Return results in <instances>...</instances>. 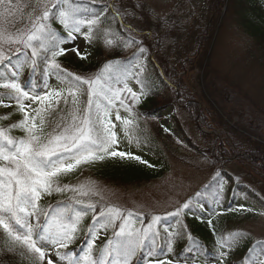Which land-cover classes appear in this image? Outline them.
<instances>
[{
    "label": "trees",
    "instance_id": "trees-1",
    "mask_svg": "<svg viewBox=\"0 0 264 264\" xmlns=\"http://www.w3.org/2000/svg\"><path fill=\"white\" fill-rule=\"evenodd\" d=\"M128 1L132 8L139 6V2ZM189 1L178 0L179 5L176 11L169 18L160 20L155 25L156 30H151V36L143 30L138 33L134 31L131 36L135 43L124 46L129 40V33L123 28L120 19L114 18L113 9L110 7L113 4L112 0L89 2L75 0L79 5L81 16L99 15L101 17L102 23L99 26L110 30L106 40L112 39L115 43L113 46H108L106 40L104 41L103 38L93 33L90 41L86 39L92 47L91 60L87 63L76 62L61 55L57 57L61 68L66 70V73L81 74L84 78L100 77L104 72L114 77L120 75L123 70H130L134 64L141 65L144 71L139 79L143 95L137 108H132V114L137 118L140 126L139 131L133 135V140L144 142L142 151L130 152L127 146L117 151L139 156L145 163L128 157L121 159L106 156L103 161L97 160L92 164H82L74 171L59 178L62 187L66 185L68 189L79 190L66 189L63 192H53L52 195H47L39 202L41 209L39 226L35 217L30 218L35 234L42 231L46 233L47 226L57 218L65 223H72L76 215H80L73 242L67 249H59V251L74 253L75 258L81 259V264H85L82 259L86 256L84 250L91 244V236L94 235L96 229L100 228L108 232L112 238L115 237L117 240L119 238L115 233L119 231L120 226L125 225L130 215L128 209H124L120 216L109 214L108 209L114 206L104 201L98 194L91 190L88 191L91 188L79 185V182L90 178L96 185L116 183L121 187L134 188L159 179L167 170L166 164L162 163L163 157L156 138L143 126L141 127L143 123L151 125L156 136L159 135L169 141L174 138L181 140L186 150L193 156L208 161L213 168L220 170V176L225 174L230 178V186L225 188L224 195L219 196V179H216L208 185L207 192L204 194L207 199L205 205L198 203L194 208L190 207L183 214L182 221L179 219L174 223L173 219L160 220L158 222L160 224L158 226L159 235L149 236L144 247L138 250L132 258L131 264H148L149 260L156 259L172 260L174 264H227L228 261L248 264L250 257L259 252V248L250 244L241 229L250 221L264 220V125L257 121L253 111L240 107H233L234 111L226 108L225 118L218 112L212 117L207 116L208 108L198 116L196 98L192 96L191 91L187 93V90L184 91L181 87L182 80L179 79V75L185 70L184 68L189 67L192 71L195 65L199 64L202 67L203 60L207 58L209 62H206L204 69H213L215 77L225 85L224 88L221 84L215 83V86L210 89L213 93L209 94L223 101L224 106L227 107L228 101L224 97L221 98L222 90L227 91L228 97H232L230 92L234 90L231 89L230 84L221 79L214 67L216 42L211 46V38L215 36L218 39L219 31L229 22L235 31L240 33L237 37L240 39L239 45L242 44L243 65H247L252 60L259 65V68L264 67V0H227V8L224 12L221 11V7L205 6V10L199 13L200 18L197 17L194 25H189V21L193 16H197V13L194 7L189 5ZM210 12L213 15H210ZM218 16L224 23L214 20ZM134 19L136 16L126 19V22H134ZM54 24L58 27L55 29L59 32V36L67 35L59 22ZM23 59V55H15L11 64H17ZM112 60L117 62L109 63ZM8 63V61L5 62V64ZM3 72L5 69L0 66V73ZM18 76L21 77L22 85L31 93H41L49 85L61 83L73 85L71 77L66 74L61 80H58L51 72L46 74L42 62L35 72L31 67L24 66ZM233 85L240 87L238 82ZM235 91L240 92L241 89ZM167 94L170 96L166 97ZM4 97L8 99L6 95ZM9 107H11L10 111L8 107L0 110L5 111L0 113V125L3 127H6L7 119H18L23 114L19 112L15 102ZM169 107H174L178 113L185 112L188 117L198 121L202 128H218L221 131L222 143L217 138L209 140L208 147H201L192 142V139L185 135L179 121L176 120L174 114L177 112L167 116L168 121L165 117L158 116L162 110H167ZM226 118L227 121H225ZM211 119L215 121V125L210 122ZM234 120L237 124L233 123ZM229 121L233 125L228 123ZM197 130L200 129L197 128ZM16 133L20 135L18 131ZM199 135L201 139L207 138L201 133ZM238 155H241V158L236 164L244 170V177L241 176L240 180L225 173L226 166L231 163L228 158ZM181 160L185 162L183 158ZM84 192L88 194L85 195ZM77 201H82V203H77ZM90 204L95 206L94 210L88 208ZM101 212H104L106 216L111 215V222L101 218L105 227H101L99 223L94 226L93 222ZM153 218L149 212H145L143 216L139 215L137 222L139 230L152 223ZM236 236L239 240L234 241ZM243 237L244 242L241 239ZM3 240L2 230H0V264H47L46 260L38 261L36 254L20 246H17L13 252L6 251L3 247ZM233 241L237 247L231 250L227 244ZM169 246H171V251H169ZM105 249L104 245L94 244L89 251L93 259L99 260ZM224 251L228 256L225 261L217 258V254ZM148 255L153 257L147 260ZM208 257H215L216 260L208 262ZM105 259L107 264L117 262L114 256L105 257ZM66 261L69 264V261Z\"/></svg>",
    "mask_w": 264,
    "mask_h": 264
},
{
    "label": "snow or ice",
    "instance_id": "snow-or-ice-1",
    "mask_svg": "<svg viewBox=\"0 0 264 264\" xmlns=\"http://www.w3.org/2000/svg\"><path fill=\"white\" fill-rule=\"evenodd\" d=\"M2 2V0H0ZM59 5V7H57ZM27 6V5H26ZM114 18L118 17L123 28L129 33V40L124 46L135 43L131 33L136 31L133 25L126 22L128 18H135L136 13L128 9H117L115 0L112 5ZM42 9L39 14L34 15L37 9ZM56 9V11H53ZM80 8L75 0H37V4L29 13L31 28L27 31L16 30L10 32V25L0 21V66L5 72L0 73V89L9 90L7 98L14 101L18 106L19 112L23 113V118L11 124L9 128L0 126V230L4 237L3 247L8 252H13L17 246L27 249L30 253L36 254L38 261L46 259V249L51 246L55 250L58 260L47 258V264H59L61 261L68 260L69 264H81L80 258H75L74 253H61L57 249H67L74 240L76 225L80 220V215H76L75 221L65 223L57 218L52 224L47 226V231L34 234L31 217H35L39 226L41 209L39 201L43 194L52 195L53 192H63L68 186H61L59 178L67 173L74 171L78 166L94 161H103L106 156L128 157L145 163L139 156L114 150L113 146L118 143L117 134L114 131L115 124L112 123L110 108L118 101L121 106H126L131 112L129 104H135L140 100L143 93H136L124 83L123 88L108 87L106 91L98 90L100 77L84 78L73 73H66L57 62V57L65 55L67 52H74L77 56L84 59L79 48L61 47L63 38L51 27L53 20L63 25L67 39L74 40L75 34L85 35L89 41L95 29L102 23L99 15L84 17L79 14ZM87 27L88 32L83 33L82 29ZM112 39L106 40L108 46H113ZM3 44L19 45L15 51L17 55H23V61L11 64L12 57L6 55ZM12 49L10 48L9 51ZM30 50V53L29 51ZM143 52V49H141ZM8 61V64H5ZM43 63L46 74H55L58 80L66 74L71 77L74 88L69 90V95L73 97V106L77 105V91L79 85H86L88 88V101L85 115L79 118L75 112L72 114V122L52 133L44 132L45 120L41 113L45 111L44 102H49L51 106L52 98L55 103H59L61 91L45 88L41 93L33 95L26 87L19 82L18 74L24 66H29L33 72L37 71L39 64ZM118 83H120L118 81ZM127 92V97H122V92ZM110 93V95L106 94ZM97 98V99H94ZM103 97L107 106L101 109L98 98ZM24 101L33 103L40 102V106L33 109L34 116H30ZM67 103V100H65ZM0 104L3 100L0 99ZM97 109L95 118L93 116V106ZM9 107L10 104H4ZM78 111V108L75 109ZM39 118V123L37 119ZM115 119L122 121L124 125L132 121L123 119L117 111ZM20 128L25 132V136L14 138L9 133L11 129ZM78 191L79 189H68ZM83 194L87 195V192ZM82 203V201H77ZM89 209L95 208L88 205ZM183 209H188L189 204L185 203ZM109 214L120 216V210L115 208L108 209ZM181 209H177L173 215L179 218ZM131 215V214H129ZM101 218L111 222V215L106 216L104 212L94 220L105 227ZM47 219V216H46ZM160 217L153 218L142 230H127L125 225L120 226L115 235L119 238L116 241H108V248L102 253L99 260L93 259L91 252L83 257L85 264H107L105 257H115L117 264H131L132 258L138 250L144 247L149 236L155 237L159 232L154 225L158 224ZM91 233V230H90ZM95 237L91 238L89 248L94 246ZM171 251V246H169ZM195 259V258H194ZM148 264H174L172 260H149Z\"/></svg>",
    "mask_w": 264,
    "mask_h": 264
},
{
    "label": "rangeland",
    "instance_id": "rangeland-1",
    "mask_svg": "<svg viewBox=\"0 0 264 264\" xmlns=\"http://www.w3.org/2000/svg\"><path fill=\"white\" fill-rule=\"evenodd\" d=\"M121 1L122 2H120V5L123 7L122 9H128L129 11L135 12L138 15H136V19H134L135 21L130 23L131 25H133L134 29H136L137 31L143 30L146 32H152V29L156 30V22L173 15L179 5L178 0H134L135 2H139V6H136V8H132V5L127 0ZM140 1L143 2V4H140ZM36 4L37 0H2V2H0V21H3L6 24L10 25V32H15L18 29L27 31L31 28L29 13L32 12V9ZM225 4L226 0H190L189 5H192L194 7L193 9L197 13V16H193V18L189 21V25L196 24L195 22L197 20V17L200 18L199 13H203V9L205 10V6H211L212 8L215 6H217V8L221 7V11L224 12ZM57 7H59V5H57ZM41 10L42 9L38 8L34 15L39 14ZM53 11H56V9H53ZM142 15L144 17H139ZM210 15H213V13L210 12ZM226 16L223 20H225ZM221 19L222 18H220L219 16L218 18H214L216 22L222 23L223 21H221ZM56 21L58 20H53L51 22V27L55 31V28H58L54 24ZM98 29L99 28L95 30L97 31ZM82 30L88 29L87 27H85ZM102 32L104 33V38L106 40V37H109V33L105 30H103ZM239 34L237 33V31H235L231 24L227 22V25H224L219 31L217 35L218 39L215 38V36H212L211 38V46L212 43L214 44V42H216V49L213 59L214 67L219 73L221 79L224 82L230 84L231 89L234 90L230 92L232 93V97H228L227 91L224 92L222 90L221 98L224 97L228 101L227 107L224 106L223 101L209 94L211 92L213 93V91L210 92V89L215 86V83L221 84L224 88L225 85H223L224 83H222L215 77L213 69H204V66H206V62H209L207 61V58L203 60L202 67L199 64L195 65L192 71L191 69H189V67L184 68L185 70L182 71L183 77H180L181 75L179 76V79L181 78L182 80L181 87H183L184 91L187 90V93L191 91V93L193 94L192 96L195 97L196 102L199 103L200 108L204 107L202 113H204L205 109L208 108L209 113L207 116L209 117H212L214 113H216V111L225 116V110H233V107H240L247 111H253L257 121L264 125V67L261 66V68H259V65L252 60H250L247 65H243L242 44L239 45L240 39L237 37V35ZM74 35L76 37L74 40L63 39L62 47L79 48L80 52L84 56H86V58L82 59L71 51L67 52L63 56L68 59L75 60L76 62L85 63L87 61H90L92 58L91 47L88 45L85 39L80 36V34L74 33ZM216 39L217 41H215ZM18 47L20 46L3 44L4 52L6 53V55L11 56L12 58L17 55L15 49ZM10 48L12 49L11 51H9ZM28 51L30 53V50ZM127 54L128 53H126V55ZM195 59H197V57ZM112 62L117 61L112 60L109 63ZM135 71L136 73H141L140 67H136ZM77 75L81 76V74ZM135 76L136 74H132L130 76L123 75L122 77H118L114 80L112 76H108V73H105L103 77L100 78V84L97 87L98 90L106 91V89L110 87L109 85L113 84L114 82L118 84V86L116 85V87L114 88H123L124 83H126L129 88L139 94ZM92 79H94V77ZM118 81L120 83H118ZM235 82L240 83V87L237 85H233ZM74 87V84L70 85L66 83H61L59 85L53 86L51 85L47 87V89L50 90L54 89L61 91L62 95L59 99L58 104L55 103V98H52L51 106H49V102H44L45 111L41 113V116L45 120V133H52L54 130H57V125H59L60 128H63L70 124L72 122V114L74 112L79 118H83V116L85 115V109L87 108L88 101V88L86 85H79L76 96L77 105L73 106V97L68 93L69 90L73 89ZM238 89H241V91L236 92L235 90ZM8 91L9 90L6 89H0V99L3 100V104H0V110L4 109V104L13 105L14 103L13 101H9L6 99V97H4L5 95L7 96ZM32 94L35 95L37 93ZM106 94L110 95V93L107 92ZM204 94L207 98L204 97ZM121 96L127 97L128 93L126 91L122 92ZM169 96V94L166 95V97ZM94 99L97 98L94 97ZM65 100H67V103H65ZM98 102L101 105V109L107 106V102L103 99V97L98 98ZM138 102L135 104H131V99L129 98V104L131 106L138 104ZM24 103L26 106L29 104L31 105V107L28 108V111L30 116H34L35 112L33 111V109L39 107L40 102L33 103L31 101H24ZM76 108H78V111H75ZM8 110L10 111L11 107H8ZM92 111L95 118V114L97 112L95 105L93 106ZM117 111L119 112L122 120L127 119L132 121V123L124 125L122 121H117L115 119ZM1 112L3 113L5 111H0V113ZM174 112L177 111H175L174 108L169 107V109L167 110H162L159 115L166 118L169 114H172ZM110 113L112 123L115 124L114 131L117 134L118 141V143L114 145L113 148L119 150L127 146V149L130 152L142 151L144 142L133 140V135L137 131H139L140 126L138 125L137 118L132 114V110L131 112H129L126 106H121L119 102L116 101L114 106L110 108ZM174 116L176 117V120L179 121L185 135L190 137L192 139V142H195L198 146L208 147V141L217 138L215 135H205L201 130H197V128H199L198 121H194L191 117H188L185 112H177L176 114H174ZM22 118L23 114L18 119H7L5 128H9L11 124L20 121ZM5 120L6 118L4 119V121ZM225 121H227V118L225 119ZM210 122L215 125L214 120L211 119ZM37 123H39V118L37 119ZM228 123L232 122L229 121ZM233 123L237 124V121L234 120ZM142 126L148 132H150L158 142L159 149L163 157L162 163L164 162L167 167V170L165 173H163L162 177L152 181L149 184L134 188L121 187L116 183L96 185L90 178H86L85 180L79 182V185L91 188L88 191L91 190V192L98 194L100 198L114 206L111 208L119 209L120 213L124 209H128L129 214L131 215L129 219L126 220L127 224L125 226L127 230L133 231L135 230L136 223L139 220V215L143 216L145 212H149L153 217L159 216L161 218L163 216H175L173 215V213H175L178 208L181 209V211H184L185 209H183L182 206L185 203L189 204V201L193 199V197H195L197 193L201 192L202 188H205V185L212 178H214V176H218L220 174V170L213 168L208 161L201 160L200 158L193 156L190 152H188L181 140L175 138L171 139L172 141H169V139L165 138L163 139L159 135H155L151 125L143 123L141 127ZM203 129L205 131H210V128ZM213 130L218 131L219 129L217 128ZM17 131L22 137L25 136V132L20 128L11 129L9 134L11 136H18L20 138V135L15 134ZM200 133L205 135L207 138L201 139L199 135ZM181 158H183L185 162H182ZM236 160L237 159L231 161V163L226 166L227 168L225 170L235 179L240 180L239 178L241 176L244 177V170L240 165L236 164ZM94 162L85 164H92ZM222 168L224 169V167ZM46 196V194H43L40 200H42ZM244 229L250 231V233L255 237L253 238L250 234L253 243L257 241L256 238L264 239V220L256 222L250 221L244 227ZM94 237L95 244H101L106 246L107 248L108 241H116V239H109L110 236L108 235V233L102 231V229H98L94 234ZM235 245L236 244L232 242L231 246L233 247ZM218 256L223 257V259L226 260V257L223 254H218ZM46 257H51L54 262L58 260L55 255V250L51 246L46 249ZM214 260L215 258L211 259V261ZM263 262V254H258L255 264H263ZM240 263L241 262H228V264ZM59 264L64 263L63 261H61L59 262Z\"/></svg>",
    "mask_w": 264,
    "mask_h": 264
}]
</instances>
